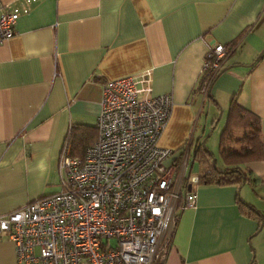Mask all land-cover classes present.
<instances>
[{
  "label": "crops",
  "instance_id": "0c3cea01",
  "mask_svg": "<svg viewBox=\"0 0 264 264\" xmlns=\"http://www.w3.org/2000/svg\"><path fill=\"white\" fill-rule=\"evenodd\" d=\"M8 11L19 16L0 44V216L57 192L62 148L81 155L95 141L103 87L146 71L152 94L172 97L157 140L172 151L169 165L189 163L203 141L195 134L233 97L259 118L264 150V0H0V16ZM210 43L231 51L207 101L198 88ZM246 169L241 187H257L264 204V158ZM240 188L194 186L195 205L180 211L155 264H250L259 221L237 208ZM0 264H18L6 232Z\"/></svg>",
  "mask_w": 264,
  "mask_h": 264
},
{
  "label": "built area",
  "instance_id": "2783aa9c",
  "mask_svg": "<svg viewBox=\"0 0 264 264\" xmlns=\"http://www.w3.org/2000/svg\"><path fill=\"white\" fill-rule=\"evenodd\" d=\"M19 13L0 16V44ZM207 44L198 92L205 98L230 52ZM222 55L215 57L217 50ZM172 107L152 94L149 71L103 87L96 139L81 155L60 153V190L0 216V232L15 243L18 264H155L171 248L179 213L197 193L183 188L188 157L164 166L172 151L157 145Z\"/></svg>",
  "mask_w": 264,
  "mask_h": 264
},
{
  "label": "trees",
  "instance_id": "16d2710c",
  "mask_svg": "<svg viewBox=\"0 0 264 264\" xmlns=\"http://www.w3.org/2000/svg\"><path fill=\"white\" fill-rule=\"evenodd\" d=\"M228 48L231 51V48ZM260 58L261 57H258L256 60H259ZM221 68L219 72L221 71ZM219 72L216 76H218ZM205 98H207V101L213 100L212 96H208V94ZM215 120L216 118H214L212 124H214ZM94 139H96V137ZM203 143L204 141L199 143L200 145L194 147L192 152L194 158L192 162L195 163L196 160L200 164L207 163L208 168H206L203 173L197 175L198 181L196 184L191 185L192 189L194 188V185H215L222 187L235 186L240 188V186L249 179V171L246 169V163L264 158L259 118L252 111L238 104L235 97H233L229 103L226 112V124L220 136L218 148L221 160L220 168L216 163L213 165V160L210 159L212 154L206 147H203ZM194 163H191V169L194 167ZM187 167L186 175L183 178V188L186 190L189 185L188 179L190 178V175H187ZM235 203L241 213L247 216H254L258 221H262V216L252 205H250V203L242 200L239 194L236 196Z\"/></svg>",
  "mask_w": 264,
  "mask_h": 264
},
{
  "label": "rangeland",
  "instance_id": "374dc122",
  "mask_svg": "<svg viewBox=\"0 0 264 264\" xmlns=\"http://www.w3.org/2000/svg\"><path fill=\"white\" fill-rule=\"evenodd\" d=\"M215 45H217V44H215ZM222 52H223L222 49L217 50L215 57L219 58L222 55ZM206 53H207V48H206V52H205V55L203 58L202 67H203L204 63L206 62L205 61L206 60ZM202 67H201V69H202ZM206 105H205V109H206ZM216 119L217 120H215V123L213 124V126L207 125L205 132H204V129L202 130V128H200V132L195 134L194 138L196 139L199 135L200 136L202 135L201 139L204 141L203 147H206L210 151V153L212 154L210 159L215 160L216 165L220 168L221 160H220L218 148H219V141H220L221 132L223 131V128L225 127V124H226V114L221 113L220 118H219V112H217ZM201 143H202V141H201ZM197 144H199V143H197ZM171 156L168 157L164 161V163H163L164 166L169 165L170 158H172ZM193 158H194V156L192 153L189 157L187 173H188V175H193V177H196L195 175H199V174L203 173L206 170V168H208V164L207 163L200 164L196 160L194 163V162H192ZM191 163H194L193 164L194 167L192 169L190 167ZM189 167H190V169H189ZM194 186H197V185H194ZM59 190L57 192H59ZM57 192H54V193H57ZM54 193H52V194H54ZM52 194H49V195H52ZM239 194H240V198H242V197L246 198L248 196L250 198V202L254 206L258 205L260 210L264 212V204L262 203V201L259 198H257V195H256L257 194V187H254V186L249 187L247 185H244L243 187L240 188ZM49 195H44V196H49ZM254 195L256 197H254ZM44 196H41V197H44ZM41 197H38L37 199H39ZM259 223H260V221H259ZM259 223H257V224L259 225ZM257 224H256V226H257ZM253 236L254 237H252V239L250 240V244H248L249 250H251L250 251L251 257L254 256V261L252 264H264V222H263L261 230L256 235H253Z\"/></svg>",
  "mask_w": 264,
  "mask_h": 264
},
{
  "label": "water",
  "instance_id": "95a60500",
  "mask_svg": "<svg viewBox=\"0 0 264 264\" xmlns=\"http://www.w3.org/2000/svg\"><path fill=\"white\" fill-rule=\"evenodd\" d=\"M263 53H264V50L260 53V55H258V57H261V56L263 55ZM219 74H221V71L219 72ZM219 74H218V75H219ZM209 95H210V89H209V92H208V96H209ZM220 115H221V110L219 111V118H220ZM216 120H217V119H216ZM214 123H215V122H214ZM202 142H203V141H202ZM213 163H215L214 160H213ZM190 188H191L190 185H188L187 189L190 190ZM262 225H263V221H261V223H260L259 227L257 228L256 232L254 233V235H256V234L261 230ZM253 261H254V256L251 258L250 264H252Z\"/></svg>",
  "mask_w": 264,
  "mask_h": 264
},
{
  "label": "flooded vegetation",
  "instance_id": "af4514ba",
  "mask_svg": "<svg viewBox=\"0 0 264 264\" xmlns=\"http://www.w3.org/2000/svg\"><path fill=\"white\" fill-rule=\"evenodd\" d=\"M214 162H215V160H214ZM215 163H213V165H214ZM261 223V222H260ZM260 223H259V225H260ZM259 225H258V227H259Z\"/></svg>",
  "mask_w": 264,
  "mask_h": 264
}]
</instances>
